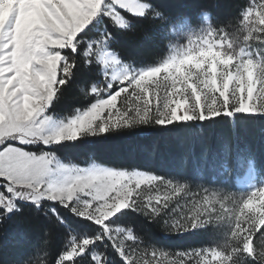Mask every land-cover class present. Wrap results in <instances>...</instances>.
Returning a JSON list of instances; mask_svg holds the SVG:
<instances>
[{
  "label": "snow or ice",
  "instance_id": "obj_1",
  "mask_svg": "<svg viewBox=\"0 0 264 264\" xmlns=\"http://www.w3.org/2000/svg\"><path fill=\"white\" fill-rule=\"evenodd\" d=\"M220 3L174 12L159 0H0V224L28 210L49 224L46 235L63 232L41 264H218L220 250L154 246L138 222L164 235L208 232L224 192L186 175L79 167L57 153L143 128L264 120V0L226 19ZM136 30L156 49L152 62L118 47ZM74 83L86 106L54 115ZM244 207L254 215L228 264H264V186Z\"/></svg>",
  "mask_w": 264,
  "mask_h": 264
},
{
  "label": "trees",
  "instance_id": "obj_2",
  "mask_svg": "<svg viewBox=\"0 0 264 264\" xmlns=\"http://www.w3.org/2000/svg\"><path fill=\"white\" fill-rule=\"evenodd\" d=\"M207 0H159V3L172 11H180L185 5L202 4ZM245 0H221L218 13L221 19L231 17ZM118 47L125 56L143 63L156 59V49L150 40H146L142 30L122 35ZM87 97L80 91L78 84L68 87L62 103L55 115H71L75 108H84ZM65 146V145H64ZM58 146L57 155L65 160H80L87 157L114 166L136 167L162 175H186L194 178V184L209 180L200 177L198 164L212 155L230 154L235 160L240 152L256 161V166L264 175V120L249 119L239 121L233 127L232 122L202 127L162 129L143 128L133 135H120L111 138L96 139L91 142L77 141L69 147ZM110 150V151H107ZM245 158L236 162L239 171ZM235 164V163H234ZM202 170V169H201ZM202 174L205 172L201 171ZM120 223L125 224L127 220ZM139 227L154 244L168 250H188L204 244L206 231H194L183 234L164 235L150 224L138 222ZM49 224L38 214L26 210L24 214L0 224V264H18L29 260L30 264H41L47 256L51 260L65 243L63 232L51 230ZM48 241L45 244L44 241Z\"/></svg>",
  "mask_w": 264,
  "mask_h": 264
},
{
  "label": "rangeland",
  "instance_id": "obj_3",
  "mask_svg": "<svg viewBox=\"0 0 264 264\" xmlns=\"http://www.w3.org/2000/svg\"><path fill=\"white\" fill-rule=\"evenodd\" d=\"M169 35L175 37V33L172 32L171 29L169 30ZM173 42L178 41L174 39ZM60 117L63 118V116ZM54 123H59V118H55ZM92 139L93 138H90L87 141L91 142ZM69 144L71 143H67L63 146L69 147ZM58 158L61 159L62 163L74 164L79 167H90L93 164H99L101 167H120L125 170H142L136 167L128 168L124 166H114L110 163L95 159L90 160L87 155L80 160H65V158L59 155ZM240 158L242 160L245 158V161L241 164V168L238 171L236 169V162ZM230 159L231 157L228 153L222 155L214 154L210 159L198 164L202 169L197 170L200 177H207L206 174H208L209 180L195 184L224 192L220 194L218 199L213 201L212 205H210V208L214 209V215H211L214 226L206 233L204 244L201 247L193 248L211 249L213 252L220 250L221 255L218 264H228L229 253L232 252L235 245L240 240V237L243 235L242 229L249 226V222L254 215L251 213L250 209L244 207L247 203L248 194L254 193L258 187L264 186V175L257 168L254 159L248 157L244 152H240L235 160ZM201 171H204L205 174H202ZM151 173L156 174L154 172ZM196 190L199 191V188ZM227 193H233V195L231 198L225 200L224 197ZM154 246L168 252H173V250H168L157 244H154ZM213 259L215 260L216 256H213ZM234 264H243V262H234Z\"/></svg>",
  "mask_w": 264,
  "mask_h": 264
}]
</instances>
